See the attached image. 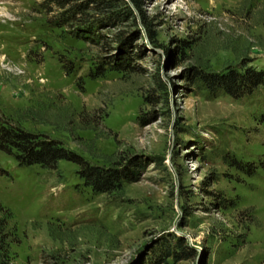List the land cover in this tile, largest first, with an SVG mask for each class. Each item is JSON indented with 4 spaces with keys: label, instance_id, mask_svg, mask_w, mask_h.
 <instances>
[{
    "label": "rangeland",
    "instance_id": "rangeland-1",
    "mask_svg": "<svg viewBox=\"0 0 264 264\" xmlns=\"http://www.w3.org/2000/svg\"><path fill=\"white\" fill-rule=\"evenodd\" d=\"M88 1L0 0V124L132 180L0 149V264H264V86L196 78L264 69V0Z\"/></svg>",
    "mask_w": 264,
    "mask_h": 264
},
{
    "label": "trees",
    "instance_id": "trees-1",
    "mask_svg": "<svg viewBox=\"0 0 264 264\" xmlns=\"http://www.w3.org/2000/svg\"><path fill=\"white\" fill-rule=\"evenodd\" d=\"M88 2L102 3L105 7L114 6L111 0H89ZM196 78L212 94L224 92L233 97H241L264 86V69L252 66L237 69L230 66L221 72H199ZM0 149L12 153L20 165L39 164L42 167L54 169L59 160L73 161L81 166V176L85 183L98 193L118 188L123 182L130 181L133 177L129 167L120 170L93 166L64 148L54 138L34 134L16 125L0 124ZM162 253V260H160L162 262L169 256L178 255L172 248H167ZM160 261L151 260L143 264H160Z\"/></svg>",
    "mask_w": 264,
    "mask_h": 264
}]
</instances>
